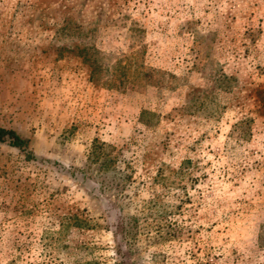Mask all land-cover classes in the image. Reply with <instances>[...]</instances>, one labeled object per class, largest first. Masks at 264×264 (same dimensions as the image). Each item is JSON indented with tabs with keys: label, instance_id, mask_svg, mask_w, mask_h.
Masks as SVG:
<instances>
[{
	"label": "rangeland",
	"instance_id": "obj_1",
	"mask_svg": "<svg viewBox=\"0 0 264 264\" xmlns=\"http://www.w3.org/2000/svg\"><path fill=\"white\" fill-rule=\"evenodd\" d=\"M0 124V264H264V0H0Z\"/></svg>",
	"mask_w": 264,
	"mask_h": 264
},
{
	"label": "trees",
	"instance_id": "obj_2",
	"mask_svg": "<svg viewBox=\"0 0 264 264\" xmlns=\"http://www.w3.org/2000/svg\"><path fill=\"white\" fill-rule=\"evenodd\" d=\"M0 142L8 143L10 145L16 146L20 149H27L28 139L22 137L15 129L3 126L0 124ZM103 147L102 144H94L93 150L91 151V159L94 161H98L100 158L99 149ZM111 162V161H109ZM108 163L107 158H103V160L99 164V168H103ZM90 168V167H89ZM121 231L126 233L127 231L124 229V226H120ZM129 239V238H128Z\"/></svg>",
	"mask_w": 264,
	"mask_h": 264
}]
</instances>
